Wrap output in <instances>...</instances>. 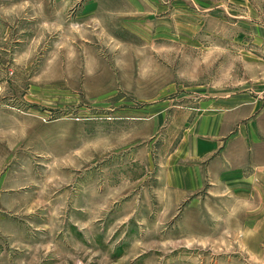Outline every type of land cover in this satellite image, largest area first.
Masks as SVG:
<instances>
[{"label":"rangeland","instance_id":"obj_1","mask_svg":"<svg viewBox=\"0 0 264 264\" xmlns=\"http://www.w3.org/2000/svg\"><path fill=\"white\" fill-rule=\"evenodd\" d=\"M246 61L253 72L264 62V0H0V98L26 118V176L58 186V205L35 213L72 237L57 240L74 242L71 264H264V221L245 214L238 189L170 220L153 189L117 196L153 182L181 141L168 130L171 110L168 129L132 148L131 166L130 148L114 153L120 132L133 122L147 130L154 102L191 108L205 97L200 86L240 85ZM107 185L118 203L98 206Z\"/></svg>","mask_w":264,"mask_h":264},{"label":"crops","instance_id":"obj_2","mask_svg":"<svg viewBox=\"0 0 264 264\" xmlns=\"http://www.w3.org/2000/svg\"><path fill=\"white\" fill-rule=\"evenodd\" d=\"M254 66V62H244L240 85L231 81V85L225 86H200L204 89L200 93H205V97L194 107L171 106L165 99L146 106L143 111L149 118L145 119L147 130L139 131L138 123L133 122L130 130L121 131L116 138L119 140L114 153L130 148L125 156L129 158L128 164L137 163L138 153L132 148L148 143L168 129L166 122L171 110L174 115L168 130L180 135L181 141L175 147L170 146L171 155L162 158L153 182L151 178H146L143 185H138V180L131 182L130 194L124 191L117 196L135 201L140 188L146 195L153 189L156 198L172 208L167 214L170 220L176 216V208L179 210L184 204L190 202L187 207H195L203 200L212 203L224 197V192L238 189L245 214H252L258 222L264 221V62L256 64L258 72L252 71ZM9 97L0 98V264L75 263L73 255L68 254L72 251L68 244L72 247L73 241L65 242L66 249L59 247L57 241L61 238L72 240V237L59 238L58 225L43 226V216L35 213L36 208L57 206L59 189L50 175L44 183L34 174L33 178L32 174L26 176L24 167L33 165L24 154L26 118L16 113L18 104L16 106L14 100L10 102ZM128 110L135 112L133 106ZM132 117H137L136 112ZM183 120L185 125H179ZM21 126L22 132L18 131ZM105 142L104 137L99 157L106 154ZM146 157L153 159L154 154L146 153ZM106 190H109L108 185L99 187L98 206L118 203L110 202ZM64 194L73 195L72 189ZM234 198H238L237 195ZM43 235L48 236V241H43Z\"/></svg>","mask_w":264,"mask_h":264}]
</instances>
